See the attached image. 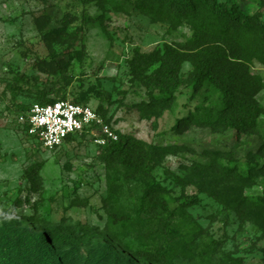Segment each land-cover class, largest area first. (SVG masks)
Listing matches in <instances>:
<instances>
[{
  "label": "rangeland",
  "instance_id": "1",
  "mask_svg": "<svg viewBox=\"0 0 264 264\" xmlns=\"http://www.w3.org/2000/svg\"><path fill=\"white\" fill-rule=\"evenodd\" d=\"M121 1L0 0V264H148L135 255L160 249L172 251L164 264H264V233L211 199L212 182L182 187L179 181L193 163H207L204 151L232 153L235 163H223L241 172L264 168V149L257 154L264 144V91L256 97L257 135L205 128L176 134L175 115L186 114L178 105L158 117L143 115L135 105L147 101L148 92L130 75L133 53L163 51L192 32L133 9L116 11ZM240 3L247 14L258 9L255 0ZM72 47L66 73L53 75L47 62ZM190 70L184 63L181 74ZM251 71L264 80L260 64ZM40 91L48 99L65 93L69 101L85 94L83 103L100 111L117 135L189 148L154 168L153 182L164 189L157 205L142 204V177L106 169L102 149L88 135L44 150L21 132L15 117L20 107L37 102ZM193 102L217 105L218 99L200 91ZM263 188L261 174L245 194L259 195ZM186 197L198 202L183 208ZM123 221L133 222L131 231Z\"/></svg>",
  "mask_w": 264,
  "mask_h": 264
},
{
  "label": "trees",
  "instance_id": "2",
  "mask_svg": "<svg viewBox=\"0 0 264 264\" xmlns=\"http://www.w3.org/2000/svg\"><path fill=\"white\" fill-rule=\"evenodd\" d=\"M81 1L93 3L98 0ZM240 1L122 0L114 6L116 11L133 9L152 22L165 23L173 29L186 25L192 32L184 43L167 45L163 51L141 53L136 50L133 53L129 61L130 75L148 92L147 101L135 105L143 115L158 117L178 105L186 114L182 115L178 110L175 115L172 130L176 134L191 128H205L216 134L228 129L244 135L258 134L261 107L256 97L264 91V80L253 73L251 67L256 62L264 68V0H255L258 9L251 15L241 8ZM59 30L51 32L56 34ZM73 49L67 48L61 54L52 55L47 66L53 75L60 77L66 73L74 57ZM184 63L191 68L186 76L181 74ZM188 89H191L189 94ZM200 91L207 96H216L217 105L211 102L194 104L193 100ZM57 94L59 99H48L47 93L40 91L36 95V103L45 105L66 100L65 93ZM85 101L87 96L83 94L71 102L86 104L83 103ZM27 108L28 105L20 107L19 113ZM95 111L102 116L100 111ZM77 136L87 134L70 135L66 141ZM117 136L116 141L100 146L101 160L108 171L121 170L127 178L142 177L141 202L148 208H154L158 197L164 193V189L153 182L154 168L165 156L189 148L158 147L133 136ZM263 149L264 144L257 154H263ZM201 154L207 163H193L179 179L181 186L212 182V189L208 191L211 199L233 211L242 222L249 221L264 233V188L259 195L245 194V190L252 188L256 179L264 174V168L252 167L241 172L235 165L223 163H235L230 152L204 151ZM37 173L38 169L34 177ZM30 181L35 182L33 178ZM197 202L196 197H186L181 205L187 208ZM167 210L164 206V211ZM122 225L126 231L134 227L132 221H123ZM170 253V249H160L155 253L143 250L135 257L144 258L148 264H164L165 255Z\"/></svg>",
  "mask_w": 264,
  "mask_h": 264
},
{
  "label": "built area",
  "instance_id": "3",
  "mask_svg": "<svg viewBox=\"0 0 264 264\" xmlns=\"http://www.w3.org/2000/svg\"><path fill=\"white\" fill-rule=\"evenodd\" d=\"M15 121L27 137H32L44 150L62 145L70 135L86 133L94 144L104 146L118 139L112 126L87 104L58 100L41 105L32 103Z\"/></svg>",
  "mask_w": 264,
  "mask_h": 264
}]
</instances>
